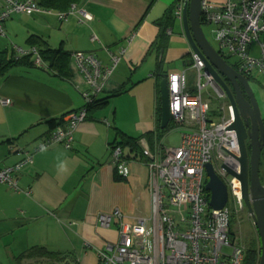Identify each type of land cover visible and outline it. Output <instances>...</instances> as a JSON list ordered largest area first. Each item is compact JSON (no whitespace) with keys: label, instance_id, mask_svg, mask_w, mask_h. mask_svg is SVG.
Returning a JSON list of instances; mask_svg holds the SVG:
<instances>
[{"label":"crops","instance_id":"obj_1","mask_svg":"<svg viewBox=\"0 0 264 264\" xmlns=\"http://www.w3.org/2000/svg\"><path fill=\"white\" fill-rule=\"evenodd\" d=\"M174 1L81 0L76 5L92 16L91 21L83 20L77 13L62 22L57 16L59 11H54L45 15L16 14L5 22L4 27L14 40L21 36L24 49L28 48L27 40L37 36L52 48L63 46L71 55L79 51L93 53L106 66L110 65V52L120 55L123 51L99 98L125 92L110 98L106 107L89 112L74 133L71 149L55 145L33 153L51 131L52 120L86 106L84 78L72 56L68 80L40 68H16L0 76V168L23 162L25 152L31 155V161L18 175L21 191L0 185V236L20 237L28 248L38 246L59 253L62 259L53 264H99L98 251H106L120 239L118 223L102 227L99 214L118 209L132 223L138 217H150L148 157L143 153V157L137 155L134 159L125 151L130 174L118 180L111 145L120 131L141 138L152 153L164 146L163 139L146 136L155 133L158 126L157 111L161 107L158 65L164 61L163 71L181 65L180 70L173 69L171 73L193 70L190 65L193 56H188L189 45L178 19L171 34L168 33L167 49L160 54L156 49L151 51L159 35L156 22ZM94 37L96 41H92ZM258 75L264 76L255 73L253 81L259 79ZM127 97L133 101L131 123L122 120L118 108V101ZM262 154L261 171H264V151ZM31 259L29 264L34 262ZM66 259L72 260L71 263ZM42 260L38 263L51 264Z\"/></svg>","mask_w":264,"mask_h":264},{"label":"built area","instance_id":"obj_2","mask_svg":"<svg viewBox=\"0 0 264 264\" xmlns=\"http://www.w3.org/2000/svg\"><path fill=\"white\" fill-rule=\"evenodd\" d=\"M189 1L177 3L175 17L182 24L184 5ZM201 10V20L212 27L220 54L235 58L237 71L243 75L264 74V0H223L222 3L202 0ZM26 13L45 15L54 11L42 7L40 0H0V35L6 37L3 24L12 15ZM77 13L85 21L92 20V16L76 4L67 12H58L57 16L67 22ZM16 51L20 56L33 53L36 65H42L36 49L16 48ZM123 54V51L120 55L110 52L107 66L93 53L72 54L87 86L83 92L86 106L66 115L64 124L51 130L33 153L55 145L72 148L75 131L88 118L87 104H92L104 91ZM192 59L191 67L197 76L196 94L188 85L187 70L170 73L167 77L171 121L183 130L180 144L162 146L152 153L144 146V141H140L149 159L150 217H138L132 223L126 221L118 209L99 214L98 222L102 227L118 223L120 237L117 244L98 251L99 264H244L246 247L240 238L231 234V221L234 214L240 217L243 212L252 217L243 199L240 180L223 169L225 165L241 173L237 134L229 130L235 121L234 109L213 76L205 71L204 63L195 54ZM204 91L218 102L217 109H212L211 103L203 97ZM111 151L116 170L127 178L129 162L122 149L115 147ZM25 154L23 162L0 168V185L21 191L18 175L31 161L30 153ZM209 164L228 189V201L222 210L210 206L211 195L206 190Z\"/></svg>","mask_w":264,"mask_h":264},{"label":"water","instance_id":"obj_3","mask_svg":"<svg viewBox=\"0 0 264 264\" xmlns=\"http://www.w3.org/2000/svg\"><path fill=\"white\" fill-rule=\"evenodd\" d=\"M201 3L202 0H190L189 3H185L184 35L190 55L195 54L204 63L205 71L223 88L233 106L235 121L229 130L237 134L241 153L239 158L241 173L237 174L225 165L223 169L241 182L243 199L260 238L261 254L258 264H264V184L260 177L261 157L264 151V117L249 80L230 65L205 36L201 21ZM224 78L231 84L233 91ZM160 104V128L166 129L172 117L167 78L160 83ZM247 140L250 142V152ZM206 171L208 177L206 190L211 195L210 206L214 210H222L229 197L227 186L215 173L212 164L207 166Z\"/></svg>","mask_w":264,"mask_h":264},{"label":"trees","instance_id":"obj_4","mask_svg":"<svg viewBox=\"0 0 264 264\" xmlns=\"http://www.w3.org/2000/svg\"><path fill=\"white\" fill-rule=\"evenodd\" d=\"M81 2V0H40V5L46 9H50L53 11H59L60 13L69 11L70 7L73 4H77ZM179 0H175L174 3L165 11L164 16L159 19L156 24L159 28V35L157 37V41L151 45V51L153 49H156V52L160 54L162 50L167 49V45L169 44V36L168 32L173 28L174 23L176 21L175 17V11L177 7V3ZM16 15V14H14ZM12 15V17L14 16ZM11 19V18H10ZM8 21V20H7ZM5 24V22H4ZM3 24V25H4ZM202 25H206L202 19ZM264 40V37H263ZM28 48L26 50L36 49L41 57L42 65L38 66L36 65L35 61L33 60V53H29L25 56H20L17 51L16 47L12 50L4 49L0 50V76H6L9 71L16 69V68H40L42 70L47 71L49 74L55 75L63 80H68L71 77L70 71H69V64L71 60V53L66 52L63 49V46L55 49L52 48L45 40H43L40 37L37 36H31L28 40ZM24 49V48H23ZM190 56V54L188 55ZM225 60L232 65L236 70L237 65L232 64L228 61L227 57H224ZM163 63L162 61L158 66V74L157 77L159 81H162L163 79L168 77V74L166 71H163ZM193 61L190 62V65H192ZM249 82L253 81L252 76L244 75ZM125 90L118 94H115L111 97H106L104 99H100L97 97L92 104L88 105V112H91L94 109H100L104 108L109 104V99L112 97L119 96L123 94ZM192 92V90H191ZM64 117H61L57 120H52L50 122V129L53 130L57 126H61L64 124ZM160 122H161V107L159 106L157 111V128L155 133H148L146 134L148 139H153L154 137H157V140L161 141L168 133L171 131L177 129L179 126L174 122L171 121V123L168 125L166 129L160 128ZM118 139L111 145V149L113 150L115 147H120L124 153L125 159L128 160V157L125 156V151L129 152L126 153L127 156H131V158H136L137 155H140L143 157V150L141 148L140 139L141 138H135L130 137L120 131L117 132ZM136 154L134 157L130 154ZM129 154V155H128ZM263 155V154H262ZM263 159L261 157V164H260V175H261V168ZM118 180H122V176L117 177ZM232 216L231 221V234L234 235L233 227L234 224V217ZM260 254H261V246L258 241L253 240L249 244V246H246V255H245V261L244 264H258L260 260ZM37 258V259H45L51 262V264L60 261L62 258L59 253H55L52 251L47 250L44 247H32L30 250H28L27 253H25V258ZM50 264V263H49Z\"/></svg>","mask_w":264,"mask_h":264},{"label":"rangeland","instance_id":"obj_5","mask_svg":"<svg viewBox=\"0 0 264 264\" xmlns=\"http://www.w3.org/2000/svg\"><path fill=\"white\" fill-rule=\"evenodd\" d=\"M71 17L72 16H70L69 19ZM202 28H203V32H204L205 36L207 37V39L209 40V42L213 45V47L216 50L220 51L219 46L215 40V34L212 30V27L208 26V25H202ZM4 29L6 32V37H2L0 35V50L6 49V48L9 50H12L14 48V44H18L19 47H23V48L26 47V45L20 44V42L22 41L20 38L21 36L18 38V41H16L13 39L10 31L5 27H4ZM175 30H177V29H175ZM256 55H258V54H256ZM227 58H228V61L230 63L235 65V62L237 61L235 58H233V57H227ZM33 60L34 61L36 60L35 55L33 56ZM180 68H181V65H179V64L175 65V66H170L166 70V72L169 75L173 71V69L174 70H180ZM18 69H22V68H18ZM187 75H188L187 76L188 85L190 87H192V93L196 94L197 88H196L195 82H196L197 76H196L195 70L194 69L190 70V71L188 70ZM258 77H259V79L257 78V81H251L250 85L253 89L255 97H256V99L259 103V106L261 108L262 115L264 117V76L258 75ZM203 97L211 103L212 109H217L219 107L218 102L216 100H214L212 97H209L207 95V91L203 92ZM2 102L4 104L7 103L6 100H4ZM118 104H119L118 105L119 113L122 115V120L124 122L131 123V120L134 116L132 113V111L134 110L133 109V101L129 97H127V98H123V99L119 100ZM182 133H183V130L181 128L180 129L177 128V129L171 131L170 133H168L163 138V141H162L164 147H177L180 144V139H181ZM130 168H131V165H130ZM260 177H261L262 183H264V171H261ZM234 217H235L234 224L232 225L234 235L236 237L240 238L241 243L245 247L249 246V244L253 240L258 241L260 244V238L258 235V231H257V228H256L252 218H249L248 215L246 214V212H243L242 214H240V217H238L236 215ZM148 236H149V241L151 242L150 233L148 234ZM28 246L29 245L25 242V240L21 239L20 237H12V236H7V235L0 236V264H29L30 263L29 258H27V257L25 258V253H27L28 250L31 249V248H28ZM36 259L37 258L31 259V261H34L31 263L32 264H40V263H38V262H40L39 259H38V261H35ZM77 260L80 261V259H77ZM42 261H45V259ZM68 261L69 260L66 259V262H68ZM71 261H69V262L71 263ZM73 264H75V263L73 262Z\"/></svg>","mask_w":264,"mask_h":264},{"label":"flooded vegetation","instance_id":"obj_6","mask_svg":"<svg viewBox=\"0 0 264 264\" xmlns=\"http://www.w3.org/2000/svg\"><path fill=\"white\" fill-rule=\"evenodd\" d=\"M202 21V20H201ZM239 72V71H238ZM242 74V73H241ZM224 80L226 81V83H227V85H228V87L233 91V87L231 86V84L224 78ZM220 86V85H219ZM220 89L222 90V91H224L223 90V88L220 86ZM224 93L226 94V92L224 91ZM227 95V94H226ZM227 99H228V96H227ZM228 101H229V99H228ZM230 102V101H229ZM247 147H248V151L250 152V142H249V140H247Z\"/></svg>","mask_w":264,"mask_h":264}]
</instances>
